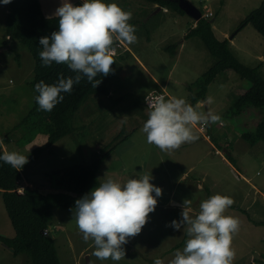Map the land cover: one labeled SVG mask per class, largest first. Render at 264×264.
<instances>
[{"label": "rangeland", "instance_id": "rangeland-1", "mask_svg": "<svg viewBox=\"0 0 264 264\" xmlns=\"http://www.w3.org/2000/svg\"><path fill=\"white\" fill-rule=\"evenodd\" d=\"M188 1L201 14L211 12L212 15L207 19L211 20L215 37L226 38L233 55L245 65L258 66L264 78V38L249 23L239 29L240 23L258 7L261 0ZM39 2L44 16L50 17L55 16L63 0ZM70 2L74 5L83 3L81 0ZM105 2L116 3L125 11L133 13L129 23L136 27L138 42L126 44L130 50L122 44L123 47L117 51L123 56L128 50L132 55L120 59L117 69L106 78L104 84L109 94L87 97L75 113L74 130L43 150L37 160L26 165L20 184H30L47 193L67 192L52 184L49 173L71 165L92 163L118 135V141L115 142L117 146L102 161L89 189L82 194H69L79 199L107 179L124 183L128 179L151 173L150 183L160 187L162 195L157 197L158 204L154 212L149 214L148 222L138 234L137 241L124 245L125 258L118 262L110 259L102 261L93 255L94 243L92 240H83V234L76 224L75 209L54 208L49 233L60 263L86 264L85 256H88L90 264H153L156 258L169 264L175 253L182 251L187 240L183 226L179 230L170 226L171 221L182 219L183 201L191 200V214L195 216L200 210V203L208 197L209 187L206 184L210 183V175L217 177L218 186L223 188L227 183L223 179L225 173L234 177L229 165L222 159L224 156L229 160L223 151L228 148L234 168L251 184L249 187L246 184L240 187V193L242 189H249L247 200L240 205L248 209V214L235 209L232 213L228 210L225 212V215L240 220L239 231L232 242L236 251L233 264H264V138L250 144L241 137L243 132L255 130L261 111L247 107L239 115L227 114L233 101L249 88L250 83L232 70H225L208 85L206 98L211 96L214 102L207 105L203 101L198 110H211L221 117L222 125L219 122L211 124L215 130L213 146L205 140L209 133L196 128L200 137L196 142L186 143L175 151H161L154 144H149L146 134L142 132L151 111L145 98L162 95L165 99L177 97L190 102L187 86L211 66L213 57L199 36L185 38V34L193 27L192 23L196 22L192 16L180 14L171 8L158 9V5L143 0ZM7 11V4L0 3V131L9 133L11 130L8 148L28 155L46 141L45 133L32 127L27 130V126L24 128L21 125L32 106L33 92L29 82L38 73L39 62L19 41L4 43ZM172 45L175 48L171 53L165 48ZM121 120L126 122L122 124ZM18 124L19 128H13ZM208 126L198 125L200 128ZM190 165L196 166L194 173L200 171L209 174L207 182H201V187L192 178L194 173L187 172ZM213 193L226 195L217 190ZM235 193L239 191L235 189ZM0 235L14 236L1 192ZM183 240L185 242L181 246L172 248ZM0 264H29V260L26 254H13L0 242Z\"/></svg>", "mask_w": 264, "mask_h": 264}, {"label": "clouds", "instance_id": "clouds-1", "mask_svg": "<svg viewBox=\"0 0 264 264\" xmlns=\"http://www.w3.org/2000/svg\"><path fill=\"white\" fill-rule=\"evenodd\" d=\"M0 3L6 5L11 0H0ZM55 16L58 31L40 37L43 50L39 56L43 66L53 62L67 64L76 75L67 79L61 75L52 85L44 81L35 85L39 109L49 112L63 101L61 93H71L74 84L78 85L83 77L93 82L98 75L107 76L113 71L115 45L138 42L136 27L129 23L133 13L116 3L83 0L82 4L74 5L70 0H63ZM146 101L151 111L142 132L149 144L164 152L199 140L195 131L199 124L222 123L221 117L211 110L199 111V102L193 106L184 98L165 99L162 95L147 97ZM213 102V97L209 96L204 103ZM125 122L121 120L122 124ZM0 160L19 171L28 163V156L4 151ZM151 179V173L124 183L107 179L75 201L77 227L85 242L93 241V255L97 259L118 262L125 258L124 245L141 233L158 204L157 197L162 195V189L150 183ZM234 203L229 196L215 194L202 201L199 212L193 216L191 200L185 199L182 219L171 221L170 226L176 230L183 226L187 240L169 264H233L236 251L232 242L239 231L240 220L224 213ZM153 264H164V261L156 258Z\"/></svg>", "mask_w": 264, "mask_h": 264}, {"label": "trees", "instance_id": "trees-1", "mask_svg": "<svg viewBox=\"0 0 264 264\" xmlns=\"http://www.w3.org/2000/svg\"><path fill=\"white\" fill-rule=\"evenodd\" d=\"M162 8H171L180 14L185 11L179 6L177 0H143ZM8 11L4 20V32L9 40H17L22 43L32 55H38L39 61L43 62L39 53L43 50L39 44L40 37L50 36L53 31H58V17L44 16L39 0H11L7 4ZM251 24L254 29L264 38V0H261L258 7L252 10L240 23L239 29L245 24ZM197 35L204 42L207 50L213 57L211 66L192 84L187 87L190 91V102L193 106L197 102L206 100L208 85L215 76L225 70H232L241 78L246 79L250 86L233 101L227 110L229 115H239L245 108L254 107L261 111V117L256 124L255 130L243 132L241 137L250 144H254L264 138V78L261 76L258 66H248L241 63L232 53L230 42L215 37L211 20L201 17L195 25L185 34V38ZM122 44L115 45V63L112 65L113 73L121 60L131 55L128 50L122 56L117 51ZM175 45L165 49L174 50ZM121 59V60H120ZM40 73H36L29 82L33 92V102L26 116L22 119L24 128L32 127L36 131L46 134V141L36 146L28 155V163L17 171L11 165L0 160V192L7 216L14 229V236L6 237L0 235V242L12 248L13 254L24 253L27 255L29 264H61L57 255L54 240L50 233L43 234L45 228H50L54 208L74 209L75 201L78 199L69 194H82L86 192L96 173L106 158L117 144L118 135L114 137L113 143L107 146L90 164L71 165L62 169L53 170L49 173L52 184L67 192H42L34 186H25L22 192H18L21 186L22 173L26 165L38 159L40 153L50 148L60 138L74 130L73 120L75 113L81 104L92 94H109V89L104 82L107 76L98 75L93 82L83 77L78 85L74 84L71 93H61L64 99L58 103L52 111L39 109L36 96L39 93L35 85L41 81L52 85L58 82L62 75L65 79L75 77L67 64L53 62L50 66H43ZM99 84L94 87L96 83ZM27 124V125H26ZM20 124L13 128H19ZM10 133V132H9ZM8 132L0 135V155H3L5 143L11 140ZM126 137H124L125 139ZM122 139V140H124ZM121 140V141H122ZM229 160L233 161L229 155ZM184 241V240H183Z\"/></svg>", "mask_w": 264, "mask_h": 264}, {"label": "crops", "instance_id": "crops-1", "mask_svg": "<svg viewBox=\"0 0 264 264\" xmlns=\"http://www.w3.org/2000/svg\"><path fill=\"white\" fill-rule=\"evenodd\" d=\"M81 1L83 2V0H81ZM194 25H195V21L192 23V26H194ZM8 41H13V40H9L8 37L6 36V38L4 39V43H7ZM125 47H127L130 50V48L126 44H125ZM33 57L36 59L37 62H39L37 64V67L39 68L38 69L39 71H37V72L40 73L41 71H43L44 67H43L42 63L39 61L38 55H33ZM139 62L141 63L140 60H139ZM199 103L201 104L202 102H199ZM219 124L222 125L221 122H219ZM197 129L200 132L202 131L201 128L198 127V126H197ZM205 130L209 133V134H206L205 140L210 144V146H213L214 144H212V142H213L212 140H213V137H214V134H215V130L213 129V127L211 125L208 126V127H205ZM6 133H7L6 131H0V135L1 134H6ZM9 141H8V143H5L4 145H2L3 150L4 151H7V149H8L9 152H14V151L10 150V148H8ZM223 151L226 152L227 157H229V155L231 156L230 150L228 148H224ZM215 152L222 155V153L219 150H216ZM222 159L225 161V163H227L229 165L232 173L234 174V177H233V175L232 176L229 175V173H225V175L223 176V179H226L227 180V183H225L226 184V187L223 188L221 185L218 186V184H217L218 178L210 175V179H211L210 180V183H207L206 184L207 187H209L207 189V196H208L207 199L210 198L212 195H214L213 192L215 190H217L220 193L226 194V196H229V197H231V198L234 199L235 203L233 205H231L227 209L229 211V213H232L233 210L235 209V211H240V213L248 214L247 213V210L248 209H243V207H241L240 205L243 204V202L245 201V199L247 198V196H249V194H248L249 189H247V188L242 189L241 190V193H240V187L243 184H246L249 187V186H251V184H249L250 182L248 181V179L246 177H244L237 169L234 168L235 166L227 158H225L224 156H222ZM195 169H196V166L195 165H190L189 168H188V170H187V172L194 173ZM199 172L200 171H197L196 173H194L193 174L194 176L192 178L198 183L197 186L201 187V185H202L201 182H205V181L207 182V179L206 178L209 176V174H207V173H199ZM27 183H28V181H27ZM28 186H33V185H30L29 184ZM252 187H253V189H255L254 186H252ZM219 189H221V190H219ZM235 189H237L239 191L238 194L235 193ZM226 215H228V214H226ZM249 219H250V217L247 220L248 222H249ZM137 239H138V235L135 236V237H132V239H129L128 242L129 243H133V241L136 242ZM184 242H185V240L182 241V242L180 241V243L178 242L177 244H174L172 246V248H177V247L181 246ZM251 259H252V257H251Z\"/></svg>", "mask_w": 264, "mask_h": 264}, {"label": "water", "instance_id": "water-1", "mask_svg": "<svg viewBox=\"0 0 264 264\" xmlns=\"http://www.w3.org/2000/svg\"><path fill=\"white\" fill-rule=\"evenodd\" d=\"M177 2L179 6L185 11V13L192 16L196 21L201 18V12L193 4H191V2H189L188 0H177ZM158 9H160V7ZM9 249L12 252L14 250L12 248ZM85 261L86 264H90L88 256H85Z\"/></svg>", "mask_w": 264, "mask_h": 264}, {"label": "built area", "instance_id": "built-area-1", "mask_svg": "<svg viewBox=\"0 0 264 264\" xmlns=\"http://www.w3.org/2000/svg\"><path fill=\"white\" fill-rule=\"evenodd\" d=\"M204 18H208V17H210L212 14H211V12L210 11H208V12H206V13H204V14H201ZM156 96H159V95H155L154 97H156ZM147 98V97H146ZM146 98H145V102L147 103V101H146ZM148 98H153V96H151V97H148ZM203 129H205L204 127H201V130H203ZM23 177V176H22ZM25 186H20L17 190H18V192H22V190H23V188H24ZM43 234H48L49 233V229L48 228H45L43 231Z\"/></svg>", "mask_w": 264, "mask_h": 264}]
</instances>
